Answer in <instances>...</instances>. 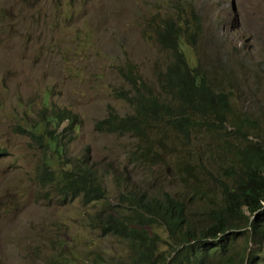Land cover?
<instances>
[{"label":"rangeland","instance_id":"rangeland-1","mask_svg":"<svg viewBox=\"0 0 264 264\" xmlns=\"http://www.w3.org/2000/svg\"><path fill=\"white\" fill-rule=\"evenodd\" d=\"M176 4L201 18L194 55L215 87L229 92L242 118L264 124V0H0V264H64V254L70 264H132L126 242L91 225V217H102L106 208L85 205L80 197L62 203L37 183L39 154L18 123L26 113L35 118L45 97L78 116L68 156L86 155L106 174L109 202L132 185L138 193L167 190L189 199L188 212L205 209L203 193L222 203L229 177L223 167L236 160L217 149L206 126L189 138L167 130L163 141L155 133L151 147L162 162L149 167L128 159L134 136L97 128L110 109L129 111L117 96L128 87L121 70H134L157 87L170 54L149 36V25L154 15L173 13ZM149 229L161 238L159 248L170 251L165 228L155 222ZM234 231L235 247L243 246L245 228ZM257 259L264 264V243Z\"/></svg>","mask_w":264,"mask_h":264},{"label":"trees","instance_id":"trees-1","mask_svg":"<svg viewBox=\"0 0 264 264\" xmlns=\"http://www.w3.org/2000/svg\"><path fill=\"white\" fill-rule=\"evenodd\" d=\"M172 10L154 15L149 25V36L170 54L166 70L157 74V87L134 70H121L128 87L117 96L129 111L120 114L110 109L97 128L134 136L137 145L128 159L149 167L162 162V156L151 147L155 133L160 132L163 141L167 130L189 138L193 129L206 126L217 149L232 153L236 160L235 165L223 167L229 177L222 187V203L203 193L205 209L188 212L189 199L184 202L167 190L138 193L132 185L119 190L116 203L109 202L103 184L106 174L86 155L68 156L69 142L80 127L78 116L67 108L51 106L47 97L36 117L28 119L26 113L18 128L39 154L36 180L44 195L62 203L80 197L85 205L106 208L102 217L100 213L91 217V225L126 242L132 264H259L257 250L264 243V124L248 116L242 118L240 114L245 113L233 106L229 92L215 87L194 55L201 35L197 11L181 4ZM236 140L247 143L241 147ZM176 162L182 166L180 160ZM110 175L119 182L117 174ZM155 222L165 228L169 240L164 243L170 251L161 250V238L150 231ZM241 227L245 228V240L237 248L234 230ZM62 248L70 251L68 244ZM64 255V264H70Z\"/></svg>","mask_w":264,"mask_h":264},{"label":"water","instance_id":"water-1","mask_svg":"<svg viewBox=\"0 0 264 264\" xmlns=\"http://www.w3.org/2000/svg\"><path fill=\"white\" fill-rule=\"evenodd\" d=\"M167 171H169V168L167 169Z\"/></svg>","mask_w":264,"mask_h":264},{"label":"clouds","instance_id":"clouds-1","mask_svg":"<svg viewBox=\"0 0 264 264\" xmlns=\"http://www.w3.org/2000/svg\"><path fill=\"white\" fill-rule=\"evenodd\" d=\"M166 171H167V169H166ZM168 172V171H167Z\"/></svg>","mask_w":264,"mask_h":264}]
</instances>
